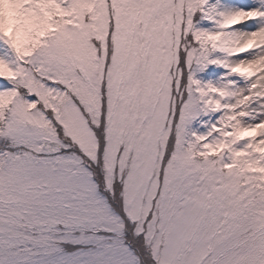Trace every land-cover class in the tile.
Instances as JSON below:
<instances>
[{
	"label": "snow or ice",
	"instance_id": "snow-or-ice-1",
	"mask_svg": "<svg viewBox=\"0 0 264 264\" xmlns=\"http://www.w3.org/2000/svg\"><path fill=\"white\" fill-rule=\"evenodd\" d=\"M0 264H264V0H0Z\"/></svg>",
	"mask_w": 264,
	"mask_h": 264
}]
</instances>
